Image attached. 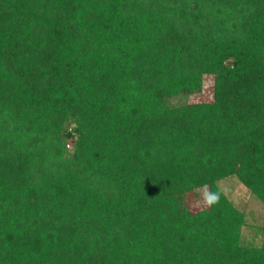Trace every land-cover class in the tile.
Here are the masks:
<instances>
[{
	"label": "trees",
	"instance_id": "16d2710c",
	"mask_svg": "<svg viewBox=\"0 0 264 264\" xmlns=\"http://www.w3.org/2000/svg\"><path fill=\"white\" fill-rule=\"evenodd\" d=\"M229 176L264 205V0H0V264H264Z\"/></svg>",
	"mask_w": 264,
	"mask_h": 264
},
{
	"label": "rangeland",
	"instance_id": "374dc122",
	"mask_svg": "<svg viewBox=\"0 0 264 264\" xmlns=\"http://www.w3.org/2000/svg\"><path fill=\"white\" fill-rule=\"evenodd\" d=\"M213 76L206 75L203 78L202 90L188 97V101H207L212 98ZM221 191L233 202V204L245 213L246 224L242 227L241 242L245 245H260L261 233L258 227L264 221V205L237 179L229 176L217 182ZM203 188L195 189L186 194V206L195 211L205 208L197 204V197Z\"/></svg>",
	"mask_w": 264,
	"mask_h": 264
},
{
	"label": "clouds",
	"instance_id": "9594fccd",
	"mask_svg": "<svg viewBox=\"0 0 264 264\" xmlns=\"http://www.w3.org/2000/svg\"><path fill=\"white\" fill-rule=\"evenodd\" d=\"M221 193L219 191H212L207 186H203V190L197 197V204H202L205 207H213L219 204Z\"/></svg>",
	"mask_w": 264,
	"mask_h": 264
}]
</instances>
